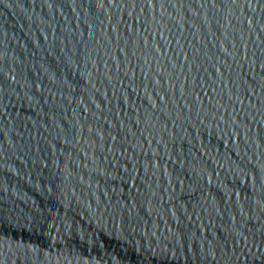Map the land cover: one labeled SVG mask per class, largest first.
<instances>
[{
	"label": "water",
	"instance_id": "1",
	"mask_svg": "<svg viewBox=\"0 0 264 264\" xmlns=\"http://www.w3.org/2000/svg\"><path fill=\"white\" fill-rule=\"evenodd\" d=\"M0 196L25 264H264V0H0Z\"/></svg>",
	"mask_w": 264,
	"mask_h": 264
}]
</instances>
